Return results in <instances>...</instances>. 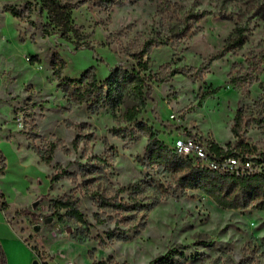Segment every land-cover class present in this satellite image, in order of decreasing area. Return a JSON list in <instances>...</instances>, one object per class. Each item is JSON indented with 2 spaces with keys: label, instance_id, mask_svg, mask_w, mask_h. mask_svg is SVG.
Returning <instances> with one entry per match:
<instances>
[{
  "label": "rangeland",
  "instance_id": "374dc122",
  "mask_svg": "<svg viewBox=\"0 0 264 264\" xmlns=\"http://www.w3.org/2000/svg\"><path fill=\"white\" fill-rule=\"evenodd\" d=\"M83 1L73 7L67 39L61 27L45 32L44 0H0V187L22 207L13 219H21L38 259L264 264V210L224 208L184 187L179 171L146 157L151 129L168 146L193 135L264 159V0ZM241 27L245 42L220 55ZM56 53L66 62L61 77L52 66ZM117 67L151 85L150 94L144 86V106L132 80L117 83L97 109L60 87L88 70L104 83ZM132 107L140 112L129 120ZM136 183L150 195L143 203L159 198L156 206L126 208L131 190L120 188ZM100 194L126 207H101ZM68 198L86 222L66 209L55 213L54 201ZM113 231L130 238L110 239Z\"/></svg>",
  "mask_w": 264,
  "mask_h": 264
},
{
  "label": "trees",
  "instance_id": "16d2710c",
  "mask_svg": "<svg viewBox=\"0 0 264 264\" xmlns=\"http://www.w3.org/2000/svg\"><path fill=\"white\" fill-rule=\"evenodd\" d=\"M81 1L72 0H44L42 11H47L48 21L44 25L45 32H50L51 29L61 27V34L64 38L69 39L68 33L73 29L72 25V12L73 7L79 5ZM8 10L18 15V11L15 7L10 6ZM245 42L244 29L241 27L238 30V36L224 48L219 54L224 55L231 47L241 46ZM38 59L37 55L33 59ZM65 60L60 57L59 54H54L52 58V66L54 74L61 77L62 69L65 67ZM138 64L143 69H148V61L139 59ZM183 73L189 75L188 71ZM121 80V81H120ZM134 81V90L142 98L141 106L146 104L144 98V86H148L146 94L151 93V85L140 76L137 71H128L121 67L115 68L109 77L106 78L104 83L100 82L97 78L96 72L93 70L86 71L80 78H64L60 82V87L68 93L71 99L77 104H83L90 102L89 108L97 109L103 104L108 102L114 94H116V84L119 82ZM120 85V84H118ZM105 87H108L109 91L106 94ZM139 107H132L128 110L129 120H133L139 114ZM240 119L237 115L235 117V125L233 126V132L235 135H239ZM149 142L147 144L146 157L150 163H159L167 169L179 171L181 173V180L184 187L191 189H201L203 192L211 196L215 202L220 206L229 209H247L254 208L264 210V159L252 158L257 163L261 164V170L256 171L246 176H236L230 173L221 172L217 170L208 169L194 164V162L186 157L176 154L171 147L166 145L163 141L148 129ZM215 149H220V144L213 142ZM240 144V143H239ZM228 147H231L228 145ZM233 149V147H232ZM231 151V150H230ZM46 163L51 161V155H42ZM143 162L144 159H140ZM0 162L1 169L6 166L5 156L0 150ZM56 175L54 178H58ZM53 178V179H54ZM131 190L129 196L133 199L130 205L125 206L121 201H111L109 197L104 194H100L99 204L101 207L113 206L116 208H134L144 209L152 208L159 202V198L152 202L143 203L146 198L149 199L150 195H143L145 192V185L142 183H136L127 187H121V191ZM1 206H5L1 203ZM55 213L58 214L60 210L66 209L67 214L75 217L79 221L86 222L83 213L80 211L77 203L73 199H56L52 205ZM21 211H17L20 214ZM33 215L34 212H30ZM110 239H117L127 241L129 236L126 233H109ZM35 249V247H33ZM0 264H7V257L4 249L0 243Z\"/></svg>",
  "mask_w": 264,
  "mask_h": 264
},
{
  "label": "built area",
  "instance_id": "2783aa9c",
  "mask_svg": "<svg viewBox=\"0 0 264 264\" xmlns=\"http://www.w3.org/2000/svg\"><path fill=\"white\" fill-rule=\"evenodd\" d=\"M220 146L221 148L217 150L212 142L202 141L193 135H181L176 137L173 145L169 147L176 154L189 158L194 164L208 169L236 176H246L261 170V164L254 161L252 157L236 148ZM40 262L41 264H77L73 259H66L61 263Z\"/></svg>",
  "mask_w": 264,
  "mask_h": 264
},
{
  "label": "crops",
  "instance_id": "0c3cea01",
  "mask_svg": "<svg viewBox=\"0 0 264 264\" xmlns=\"http://www.w3.org/2000/svg\"><path fill=\"white\" fill-rule=\"evenodd\" d=\"M3 173H0V181ZM1 203L5 206H1ZM21 208L9 200L0 187V243L7 257V264H32L33 260L38 258L36 250L24 235L23 226L19 223L21 219H13L15 213ZM66 259H59L52 263H61Z\"/></svg>",
  "mask_w": 264,
  "mask_h": 264
},
{
  "label": "water",
  "instance_id": "95a60500",
  "mask_svg": "<svg viewBox=\"0 0 264 264\" xmlns=\"http://www.w3.org/2000/svg\"><path fill=\"white\" fill-rule=\"evenodd\" d=\"M37 204H38V201H34L32 205H33V207H36ZM45 221H46V222H50V221H52V217L46 218ZM58 225H59V224H58ZM39 228H40V225L38 224V226H36L35 229H39ZM32 264H41V262H40V260H39L38 258H35V259L33 260V263H32Z\"/></svg>",
  "mask_w": 264,
  "mask_h": 264
},
{
  "label": "bare ground",
  "instance_id": "6f19581e",
  "mask_svg": "<svg viewBox=\"0 0 264 264\" xmlns=\"http://www.w3.org/2000/svg\"><path fill=\"white\" fill-rule=\"evenodd\" d=\"M218 209V208H217Z\"/></svg>",
  "mask_w": 264,
  "mask_h": 264
}]
</instances>
